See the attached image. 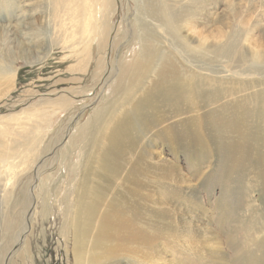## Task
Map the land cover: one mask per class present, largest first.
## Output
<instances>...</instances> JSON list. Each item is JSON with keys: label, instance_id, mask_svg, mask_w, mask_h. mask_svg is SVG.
<instances>
[{"label": "rangeland", "instance_id": "374dc122", "mask_svg": "<svg viewBox=\"0 0 264 264\" xmlns=\"http://www.w3.org/2000/svg\"><path fill=\"white\" fill-rule=\"evenodd\" d=\"M139 1H102V17L108 18L104 42L99 46L97 31L89 45V59L83 64L80 61L82 56L78 55L79 49L70 50L64 44L55 43L60 31L58 33L55 28V33L52 30L53 22L51 27L46 25L50 16L47 11L48 0H0V21L13 19L18 11L27 13V16L28 13L32 14L30 19L35 23V28L33 31L24 28L21 32L25 36L24 40L28 37L39 38L38 47H26L28 50L40 51L39 56L42 57L39 61L30 62L18 55L9 56L4 54V50L0 51V66L10 65L15 69L12 77L0 74V264H73V220L66 215L75 211L73 201L85 164L83 155L75 153L78 152L79 145L74 150L70 141L95 113L120 93L122 80L119 68L134 55L130 51V45L134 32L132 24ZM170 1L175 4L183 3L181 0ZM229 1L231 2L208 0V5L200 13L205 15V11H211V18H215L216 14L222 15L226 26L223 27V32L225 35H236L233 39H236L240 47L247 49L248 39L252 37L250 46H264V0H252V6L246 7L244 4L249 0H234L233 3H237L236 9L240 12L239 20H235L234 15L231 17ZM249 6L251 10H248ZM24 20L29 21V17ZM210 26L214 29L216 24L210 23ZM153 28L159 36L155 37L157 42L159 40V50L165 52L178 68L184 85L189 86V75H198V82L203 85L202 93L207 94V89L210 88L218 89L219 92L225 89L223 95L229 98L227 102H231L236 94L239 98L247 96L250 99L264 90V62L253 63L251 68L247 61L241 59L242 66L239 67H229L228 62L223 59L195 60L182 49L176 37L158 26ZM36 31L38 35L33 34ZM185 32L187 31L183 28L179 31L180 34ZM15 34L22 40L19 32ZM0 47L2 48L1 45ZM214 78H218L220 82L217 83ZM248 81L251 83L248 84ZM145 84L148 85V82ZM208 84L210 88L206 87ZM251 92L253 95L248 96ZM235 100L237 99L234 102ZM250 107L252 108L251 105ZM178 112L192 117L198 114L197 110L190 107L170 110L161 106L158 115L164 117L166 113L176 115ZM145 141L148 140L143 141V137L139 140L142 149L147 143ZM154 142L153 154L143 153L139 162L142 163L144 177L141 181L150 182L141 189V199L150 198L156 206L144 199L145 201H139V207H154L162 214L167 213V216L163 215V219L162 216L158 218L167 221L166 224L153 220L144 225L148 235L155 233L158 254L166 257V263L160 264H172L168 259L174 258L179 259L182 264H193L192 256L200 254L198 251L195 254L189 253L186 247H182L183 242L178 240L179 237L173 239L175 231L181 232L178 234L183 241L193 236L192 233H183L188 228L183 224L184 218L195 215L193 199L184 198L189 192L188 188H193L196 192L195 203L201 204V208L206 211L205 220L217 233L222 228L221 221L225 220L223 228L229 234L219 235V239L221 238L228 264H242L245 261L264 264V189L260 184L248 189V178L242 182V186L238 177L225 179V166L213 150L202 149L199 154L192 150L185 154L178 149L172 153V149L168 145L166 147L160 139ZM155 150L165 162L156 161ZM137 153L125 158L134 162ZM91 159L87 169L89 183L103 185L105 193L110 195L111 187L116 185V181L106 182L96 159ZM166 162L175 163L176 166L168 172L170 177L161 170H154L157 166L165 167ZM121 163L122 169L126 170L129 165L125 160ZM73 168L76 177L73 175ZM91 173L100 178L92 177ZM253 173L251 169L247 176H252ZM147 176L153 178L146 179ZM154 178H165L163 180L169 187L156 191L158 187H155ZM180 189L183 190V197H179ZM113 191L129 195L123 187H114ZM88 198H92L89 193L86 194L87 201ZM102 208L103 206L98 207L95 212L93 228L90 230L92 233ZM143 211L145 210L140 213ZM154 224H164L161 229L157 228L161 232H157ZM227 238L238 244L235 250L226 246ZM86 240V246L90 247L92 236L86 237ZM151 251L152 248L143 250L145 254H127L114 264H154L156 257L147 256L153 254L154 251L150 253ZM238 258L242 262L235 261ZM135 259L140 261L136 263Z\"/></svg>", "mask_w": 264, "mask_h": 264}, {"label": "bare ground", "instance_id": "6f19581e", "mask_svg": "<svg viewBox=\"0 0 264 264\" xmlns=\"http://www.w3.org/2000/svg\"><path fill=\"white\" fill-rule=\"evenodd\" d=\"M102 1L105 0H48L47 11L52 19L49 16L46 25L51 27L53 22L52 30L55 33L56 29L58 33L60 31L56 39L58 41L55 43L64 44V47L70 50L79 49L78 55L82 56L80 61L83 64L89 59L87 55L89 45L97 31L99 46L104 42L108 18L102 17L101 11L104 5ZM233 1H229V13L232 18L234 15L235 20H239L240 12L236 9L238 5ZM251 1L246 2L244 6L251 5ZM181 2L183 3L175 4L170 0L139 1L135 21L132 24L134 32L130 45V51L134 52V55L126 60L127 63L121 65V69L119 68V76L122 80L120 93L117 96L114 95L113 99L95 113L71 138L70 144L74 147L72 149L75 150V147L79 145L78 152L75 153L83 155L85 164L80 186L77 185L73 201L75 211L71 215L66 213V217L71 216L73 220L71 224L73 264H114L116 260L124 259L127 254H134V256L145 254L143 250L151 248L150 253L154 252L147 256L156 257L154 264L166 263V257L158 254L155 233L150 236L144 228L153 220L166 224L167 221L162 219L163 215L167 216V213L162 214L154 207H139V201H145L144 199H147V203L150 202L156 206L150 198L141 199V189L150 182L141 181L144 177L142 163L139 162L143 153L153 154L152 149L155 145L152 142L156 139H160L166 147L168 145L172 153L175 152L173 150L178 149L185 154L192 150L198 154L202 149L213 150L212 152L219 155L225 166L223 168V173L226 174L225 179L238 177L242 186V182L248 178L250 179L246 181L248 189L259 184L264 189V90L255 95L251 92L248 96L253 95V97L250 99L247 96L239 98L236 94L231 102H227L229 98L223 95L225 89L219 92L218 89L210 88L208 84L206 87L210 90L207 89V94L202 93L203 85L199 84L198 75H189L190 87L187 84L184 85L178 68L165 52L159 50L157 45L159 40L157 42L155 39L159 36L153 26H158L176 37L182 49L195 60L223 59L228 62L229 67L242 66L243 60L247 61L248 67L251 68L253 63L264 62V46L261 45L260 48L250 46L253 42L252 37L248 39L249 47L245 49L239 46L236 39H233L236 35L229 33L225 35L223 32L225 18L222 15L215 13V18H211L213 15L211 11H205L207 12L205 15L200 13L208 5V0H181ZM251 6L248 10L252 9ZM25 14L27 13L18 11L13 19L0 21V45L2 46L0 51L4 50V54L9 56L12 54L17 57L18 55L21 59H28L30 62L39 61V58H42L39 56L40 51L28 50L26 47V45L30 48L38 47L39 38L28 37V39L25 38L27 41L25 42V36L21 32L24 28L32 31L35 28V23L30 19L32 14L28 13V16ZM196 15L198 17H195ZM28 17L29 21H25L24 19ZM210 23L216 24V27L213 29ZM182 28L187 31L185 34L179 33ZM15 32H19L22 40L15 36ZM33 34L38 35V32ZM52 39L54 40L55 37ZM248 54L250 57H247ZM0 74L12 77L15 75V69L10 65L0 66ZM214 80L217 83L220 82L218 78ZM146 81L148 85L145 84ZM226 81L229 83V79ZM250 83L251 81H248V84ZM234 99L237 100L234 102ZM161 106L170 110L190 107L197 110L199 115L184 116L178 112L176 115L166 113L163 117L158 115ZM142 137L143 141L148 140L145 141L147 143L143 149L139 144ZM136 153L134 162L125 158L129 154ZM91 158L96 159L99 169L104 172L106 182L116 181L114 187L126 188V193L129 195L126 196L125 193L118 191L115 193L114 187H111L112 192L108 195L103 185L89 183L87 169L92 161ZM156 158V161L165 162L157 151ZM122 160L129 165L126 170L122 169ZM174 164L166 162L167 169L157 166L154 170H161L165 173L164 175H169L170 169L176 167ZM251 169H253V175L247 176V172ZM73 170V175H76L74 168ZM91 176L100 178L94 173H91ZM163 179L154 178L155 187H158L156 191L169 187ZM188 190L184 198L193 199L195 215L191 214L189 218H184L183 224L188 228L183 233L185 235L192 233L193 236L191 239L186 237L187 241H183L178 234L181 232L175 231L173 239L179 237L178 240L183 242L182 247H186L189 253L195 254V251H198L201 254L192 256L193 264H228L221 238L219 239V235L227 234L226 228H223L226 224L225 220L221 221L223 225L217 233L207 219L205 220V210L201 208V204L195 203L197 194L194 189L188 188ZM179 192V197H183V190L180 189ZM87 193L92 196L88 198V201ZM107 195L108 198H106ZM101 206L103 211L92 233L90 230L93 228L96 217L94 215ZM184 207L186 208L185 205ZM141 210L145 211L141 214ZM160 216L162 219H158ZM154 227L157 232H161L160 229L164 227V224H154ZM158 227L160 229H157ZM88 236H92L90 247L86 246ZM131 244L135 246L132 247ZM225 244L233 250L238 246L235 241L228 238ZM135 260L136 263L140 261ZM174 260L168 259L172 264H182L178 261L179 259L174 258ZM235 261L242 262L239 258ZM242 264L252 263L245 261Z\"/></svg>", "mask_w": 264, "mask_h": 264}]
</instances>
